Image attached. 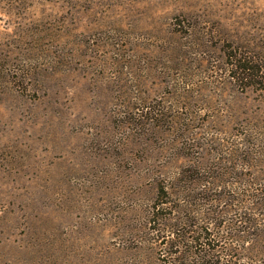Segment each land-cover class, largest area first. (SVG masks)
<instances>
[{
  "label": "rangeland",
  "instance_id": "374dc122",
  "mask_svg": "<svg viewBox=\"0 0 264 264\" xmlns=\"http://www.w3.org/2000/svg\"><path fill=\"white\" fill-rule=\"evenodd\" d=\"M234 51L264 61V0H0V264H160L162 183L264 179L231 156L264 139Z\"/></svg>",
  "mask_w": 264,
  "mask_h": 264
},
{
  "label": "trees",
  "instance_id": "16d2710c",
  "mask_svg": "<svg viewBox=\"0 0 264 264\" xmlns=\"http://www.w3.org/2000/svg\"><path fill=\"white\" fill-rule=\"evenodd\" d=\"M227 56L228 77L264 92V61L260 57L250 51L229 52ZM253 134L244 135L247 139H242L239 149L230 152L238 157L237 167L264 164V139ZM225 161L231 163L232 159ZM219 168L214 171L209 167L204 172L200 167L209 177H196L199 181L162 183L149 212V222L156 225L147 230L160 240V256L165 257L160 264H264V179L254 182L245 173L236 172L228 180L225 176L232 174L228 171L231 167ZM221 187L234 188L241 197L234 199L226 193L216 196L214 192ZM230 199L244 203L234 219L225 218V208L210 205L226 204Z\"/></svg>",
  "mask_w": 264,
  "mask_h": 264
}]
</instances>
